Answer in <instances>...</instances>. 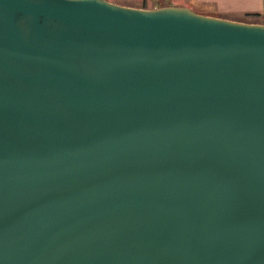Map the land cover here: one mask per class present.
<instances>
[{"label":"water","instance_id":"1","mask_svg":"<svg viewBox=\"0 0 264 264\" xmlns=\"http://www.w3.org/2000/svg\"><path fill=\"white\" fill-rule=\"evenodd\" d=\"M0 264H264V23L0 0Z\"/></svg>","mask_w":264,"mask_h":264},{"label":"crops","instance_id":"2","mask_svg":"<svg viewBox=\"0 0 264 264\" xmlns=\"http://www.w3.org/2000/svg\"><path fill=\"white\" fill-rule=\"evenodd\" d=\"M170 2L169 4L184 5L191 9L198 8L193 10H197L200 13L234 20L260 22L257 18H264V0H180L177 3L174 1ZM151 7H157V4L149 6V8ZM245 17L249 19H245Z\"/></svg>","mask_w":264,"mask_h":264},{"label":"rangeland","instance_id":"3","mask_svg":"<svg viewBox=\"0 0 264 264\" xmlns=\"http://www.w3.org/2000/svg\"><path fill=\"white\" fill-rule=\"evenodd\" d=\"M109 1L119 3V4L125 3L124 5H131V6H136V7H146V8H149V6H152V5H156L158 2L163 3L162 0H160V1H157V0H109ZM170 1H172V2L174 1L176 3L180 2V0H169L168 2L166 0V1H164L163 5H167V4L171 3ZM165 3H167V4H165ZM193 9H198V8H193ZM194 11H197V10H194ZM246 18L247 17H245V19ZM253 18H255V17H253ZM247 19H249V18H247ZM257 20L260 21L261 23H264V22H262V21H264L263 17H259V18H257Z\"/></svg>","mask_w":264,"mask_h":264},{"label":"trees","instance_id":"4","mask_svg":"<svg viewBox=\"0 0 264 264\" xmlns=\"http://www.w3.org/2000/svg\"><path fill=\"white\" fill-rule=\"evenodd\" d=\"M164 4V2L163 3H157V6H161V5H163ZM165 4H167V3H165Z\"/></svg>","mask_w":264,"mask_h":264}]
</instances>
